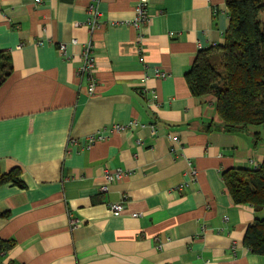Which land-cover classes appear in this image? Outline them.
<instances>
[{"label": "crops", "instance_id": "0c3cea01", "mask_svg": "<svg viewBox=\"0 0 264 264\" xmlns=\"http://www.w3.org/2000/svg\"><path fill=\"white\" fill-rule=\"evenodd\" d=\"M138 1L100 0L92 29L91 0H0L13 65L0 86V171L23 180L0 185V239L15 241L0 264H264L244 244L264 210L236 204L223 179L263 162L264 125L218 128L215 98L186 78L223 43L227 0H149L140 29L129 23ZM89 41L93 95L77 73Z\"/></svg>", "mask_w": 264, "mask_h": 264}, {"label": "trees", "instance_id": "16d2710c", "mask_svg": "<svg viewBox=\"0 0 264 264\" xmlns=\"http://www.w3.org/2000/svg\"><path fill=\"white\" fill-rule=\"evenodd\" d=\"M227 6L230 21L223 43L201 50L186 78L194 96L215 98L221 119L217 127L236 131L264 125V0H227ZM12 72L10 54L0 51V86ZM21 173L20 168L0 171V185L23 186ZM223 179L236 204L264 210V160L252 168L227 169ZM244 244L264 255V217L248 226ZM14 245L13 239H0V252Z\"/></svg>", "mask_w": 264, "mask_h": 264}, {"label": "built area", "instance_id": "2783aa9c", "mask_svg": "<svg viewBox=\"0 0 264 264\" xmlns=\"http://www.w3.org/2000/svg\"><path fill=\"white\" fill-rule=\"evenodd\" d=\"M99 1L100 0H91L90 5H89V24L91 26L92 29H94L96 26H98V24L100 23V18L102 15V12L99 8ZM37 3H41L42 0H36ZM148 5H149V0H139L136 7H135V16L132 19V21H129L130 24H132L134 27L140 29L144 23L147 22L148 20ZM75 43L76 40H75ZM93 43L91 41H89L84 50H83V65L77 70V73L81 76L88 74L89 78H90V83L88 85V93L90 95H93L96 93V77L94 75V69L96 66V61H95V57L93 55ZM59 50L61 51V53H65L66 50V46L64 44L59 45ZM159 76L165 77L166 73L165 72H160L158 71L156 73ZM134 123L131 122L130 124L126 125V124H119V123H114L112 128L116 129V130H125L127 129V127L132 126ZM106 138V134H104L103 132H99L97 134H92L90 136H88L86 139L88 141V143H93L98 139H104ZM175 139H177L175 137ZM259 166L258 164L254 165ZM124 174V171L117 170L115 173H111L109 171H107L106 173V178L107 180H113L117 177H122ZM103 190L107 189V186L104 185L102 187ZM124 204L123 202H111L109 203V209L113 214H119L124 210ZM137 215V214H135ZM74 220H72L71 222H73ZM74 223V222H73Z\"/></svg>", "mask_w": 264, "mask_h": 264}, {"label": "rangeland", "instance_id": "374dc122", "mask_svg": "<svg viewBox=\"0 0 264 264\" xmlns=\"http://www.w3.org/2000/svg\"><path fill=\"white\" fill-rule=\"evenodd\" d=\"M264 16V15H263ZM219 63V62H218ZM220 63H221V61H220ZM220 63H219V65H220Z\"/></svg>", "mask_w": 264, "mask_h": 264}, {"label": "bare ground", "instance_id": "6f19581e", "mask_svg": "<svg viewBox=\"0 0 264 264\" xmlns=\"http://www.w3.org/2000/svg\"><path fill=\"white\" fill-rule=\"evenodd\" d=\"M93 43V42H92Z\"/></svg>", "mask_w": 264, "mask_h": 264}]
</instances>
